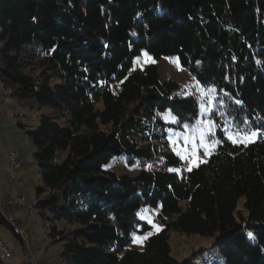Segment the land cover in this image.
<instances>
[{
  "label": "trees",
  "instance_id": "trees-1",
  "mask_svg": "<svg viewBox=\"0 0 264 264\" xmlns=\"http://www.w3.org/2000/svg\"><path fill=\"white\" fill-rule=\"evenodd\" d=\"M145 52L176 56L214 88L210 110L161 81ZM0 85L51 109L27 134L41 182L33 208L49 212L61 264H264V136L245 146L223 132L264 131V0H0ZM200 114L224 142L189 171L167 126ZM120 156L148 168L118 175ZM142 205L159 207L162 227L134 243L148 227ZM173 232L210 241L178 259Z\"/></svg>",
  "mask_w": 264,
  "mask_h": 264
},
{
  "label": "rangeland",
  "instance_id": "rangeland-1",
  "mask_svg": "<svg viewBox=\"0 0 264 264\" xmlns=\"http://www.w3.org/2000/svg\"><path fill=\"white\" fill-rule=\"evenodd\" d=\"M142 60L141 57L139 64L142 63ZM145 61H155L159 68L160 80L173 82L179 88V95H194L199 99L200 104L203 102L208 107L207 98H201L196 87L197 81L179 64L176 56L152 58V61L146 57ZM10 92H12L11 89L0 86V95L7 94L8 96ZM50 110V107L47 106L37 108L32 99L16 94L9 96L4 101L0 98V213L17 229V232L21 228L25 233V238L21 242L7 224L0 222V240L9 250V254H6L0 249V264H61V243L50 235L49 222L46 219L49 212L34 207L32 214H29L26 207V205L33 207L38 200L42 199V196L36 193V188L41 185V182L33 155L34 144L27 131L37 126L38 116L41 113H49ZM163 117L171 124L176 123V118L174 121L168 112H165ZM197 120L208 121L209 118L200 114ZM185 125L188 124L183 123L182 126L178 127L167 126L169 145L175 154L176 145L172 143V140H175L182 148L184 147V136H192L195 133L196 143L199 144V133L196 132V129L203 127V125L196 123L195 126L188 125L187 128ZM212 134L206 133V139L209 141L216 139ZM188 148L190 151L191 144L188 145ZM12 152H15L18 157V167L13 168L11 164L10 154ZM197 155L204 160L208 157L204 155L203 148L198 149ZM194 159L196 158L181 159L185 170L195 167L193 166ZM112 168L118 175L137 174L141 169L148 168V164L128 163L125 156H120L114 159ZM16 196L25 199V204L21 207L8 203L10 199ZM242 201L243 198L237 201V208L242 207ZM145 209L147 212H144ZM158 212V206H141L137 212V218L146 223L148 227L141 231L143 224L139 223L137 231L134 232L136 236L148 237L149 233L153 234L161 229L162 222L158 217ZM144 215L152 220V224H149L147 219L142 218ZM153 224L157 225L158 228H154ZM171 240L172 255L178 259L188 257L194 249L204 246L210 241L208 237L177 232L171 234Z\"/></svg>",
  "mask_w": 264,
  "mask_h": 264
},
{
  "label": "snow or ice",
  "instance_id": "snow-or-ice-1",
  "mask_svg": "<svg viewBox=\"0 0 264 264\" xmlns=\"http://www.w3.org/2000/svg\"><path fill=\"white\" fill-rule=\"evenodd\" d=\"M144 56L148 58L149 61H152V58L148 56V53L145 52ZM139 59V57L137 58ZM172 59V58H168ZM197 89L200 92L201 98L207 96L209 97L207 104L209 107H206L203 102L200 104V110L202 113L208 112L210 110V106L212 104V94L215 92L214 88H208L205 89L200 86L199 82L196 84ZM187 95V93H185ZM237 104L241 103V101L237 100ZM175 121V117L172 118ZM197 125H203V127H199L196 129V132L199 133V144L196 143V135L195 133L192 136H184V147H180L175 140H172V143L176 145L175 151L176 155L179 156L181 159H189V158H196L193 160V166L198 167L200 163H206L207 161L203 158L198 157V149L203 148L204 155L205 156H211L212 151L216 148V146L222 144L224 140L222 139H212L211 141L206 139V133H214L215 129L218 127V125L214 124L211 120L208 121H201L197 120ZM247 123V121H245ZM187 128L188 125H185ZM223 132L226 135V138L228 141H231L233 144H243L247 146L249 143L254 142L257 138L264 136V131H262L260 128H257L256 130H242L237 128L235 131L231 130V126L229 124H225L223 128ZM191 144V150L189 151L188 145ZM189 171L191 168L188 169ZM171 171H179V169H171ZM144 212H147L145 209ZM143 219H147L149 224H152V220L144 215L142 216ZM154 228H158L157 225L153 224ZM150 235V233H149ZM250 238H252V233L248 234ZM134 236V243L140 242L142 243L144 239L147 238V236H136L135 233H133Z\"/></svg>",
  "mask_w": 264,
  "mask_h": 264
},
{
  "label": "built area",
  "instance_id": "built-area-1",
  "mask_svg": "<svg viewBox=\"0 0 264 264\" xmlns=\"http://www.w3.org/2000/svg\"><path fill=\"white\" fill-rule=\"evenodd\" d=\"M14 164H15V167H18L19 166V162H18V157H17V155H16V153H15V157L14 158H11L10 159ZM8 203L10 204V205H13V206H22V205H24L25 204V199L23 198V197H21V196H17V197H15V198H13V199H10L9 201H8ZM26 207H27V211L29 212V214H30V210H31V207L29 206V205H26ZM22 232H24L22 229H20ZM24 236H25V233H24ZM5 253H9V252H7L6 250H3Z\"/></svg>",
  "mask_w": 264,
  "mask_h": 264
},
{
  "label": "bare ground",
  "instance_id": "bare-ground-1",
  "mask_svg": "<svg viewBox=\"0 0 264 264\" xmlns=\"http://www.w3.org/2000/svg\"><path fill=\"white\" fill-rule=\"evenodd\" d=\"M2 85V84H1ZM0 85V86H1ZM2 87V86H1ZM9 96V95H8ZM15 157V152H12L11 154H10V159L11 158H14ZM11 164H12V166H13V168L15 167V164L11 161ZM31 207V210H30V214H32V210H33V207L32 206H30ZM34 213V212H33ZM18 235H19V237L23 240L24 238H25V236H24V232H22L20 229L18 230ZM0 249H2V250H6L7 252H9V250H8V248H6V246L3 244V242L0 240ZM6 254H9V253H6Z\"/></svg>",
  "mask_w": 264,
  "mask_h": 264
},
{
  "label": "crops",
  "instance_id": "crops-1",
  "mask_svg": "<svg viewBox=\"0 0 264 264\" xmlns=\"http://www.w3.org/2000/svg\"><path fill=\"white\" fill-rule=\"evenodd\" d=\"M2 88V87H1ZM9 96H7V94L5 95H0V98L4 101L5 99H7ZM1 143V142H0ZM17 197V196H16ZM18 207H21V206H18ZM21 229V228H19ZM23 230V229H22Z\"/></svg>",
  "mask_w": 264,
  "mask_h": 264
}]
</instances>
